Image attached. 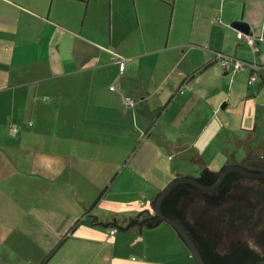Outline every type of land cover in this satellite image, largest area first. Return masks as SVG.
I'll return each mask as SVG.
<instances>
[{
  "label": "crops",
  "instance_id": "obj_1",
  "mask_svg": "<svg viewBox=\"0 0 264 264\" xmlns=\"http://www.w3.org/2000/svg\"><path fill=\"white\" fill-rule=\"evenodd\" d=\"M253 1L0 0V264H175L180 246L161 223L120 227L153 215L180 177L195 109L196 129L205 126L198 105L219 96L229 106L233 90L212 92L220 82L246 97L258 82L254 95L264 90V41L253 48L231 26L243 20L250 37L264 36L251 16L264 15V0ZM219 53L256 63L258 80L249 84L250 67L222 66ZM217 128L207 147L233 154L224 165L255 156L250 130L231 141ZM206 161L199 152L192 163Z\"/></svg>",
  "mask_w": 264,
  "mask_h": 264
},
{
  "label": "rangeland",
  "instance_id": "obj_2",
  "mask_svg": "<svg viewBox=\"0 0 264 264\" xmlns=\"http://www.w3.org/2000/svg\"><path fill=\"white\" fill-rule=\"evenodd\" d=\"M253 5L255 7L263 6V4L259 0H254ZM251 16H253L254 20L259 24V26H263L264 22L261 19L264 18V15L262 12L259 13L258 11H253ZM261 16L263 17L261 18ZM254 38L255 41L257 40L259 43H263L264 41L263 34H261L260 37H258V35H254ZM144 60L151 61V58H145ZM245 61L251 62L249 60H245ZM151 65L149 66L151 67ZM242 70H245V68ZM149 74L150 73L147 71L142 72V82H144L145 84H151V82L148 81ZM153 74L157 75L158 73L154 72ZM261 84H262L261 82H258L253 87H250V89L252 90L250 94L252 95L250 97H246L242 93L241 86H239L238 88V86H233V84L229 83L228 81H225L224 83L220 82L218 88L220 85H222V88L219 89L217 88L216 90L212 91L213 93H216L218 90L221 89L222 91L225 92H227L228 90L229 91L233 90L232 99H229L230 100L229 106L228 107L226 106L224 109H221L222 108L221 106L225 104L227 100L226 98L223 99L222 97L218 96L217 101L215 103H210L209 101L204 102L206 100L204 98L207 95H209L210 92L202 93L200 95L201 98L200 101H202L203 99L204 101L200 106L198 105V108L200 107V109L204 110L205 126L200 133L196 129L198 109H195L186 120L184 126V128L188 130V135L185 138L186 143L184 145L186 149L185 153L187 155V160L185 161L184 166L178 170V174L180 175V177L187 176V177L197 178L198 176H200V172H201L200 166L197 163H196L197 165L192 163L194 156L199 152L200 154L205 153L206 160H209V162L206 161L207 167L209 168V163H210L211 169L214 172H220L225 167L224 164L226 163V161L232 159V155H233L232 153L229 154L222 152L217 153V147L220 145L219 141H214L215 150L209 149V147H207L208 141L210 139L218 135L220 132L222 133V130L220 131L217 128L219 126L224 127L226 130H229L230 132L232 131L230 135L231 141H234L232 139V136L234 138L236 136H238V138H242L243 136H245L246 130H250L249 133L252 136L251 149L253 150V154L255 155L253 158L258 160H264V90L261 91L259 96L254 95L255 90L258 89V85L260 86ZM131 98L135 99L134 97ZM237 150L239 151L237 153V159L242 160L243 157L246 156V152H244V149L240 147H238ZM163 154L165 156V158L163 159V164L171 163V161H168L166 157H171L172 160L173 159L172 153L168 154L165 152ZM248 154H252V153H248ZM211 169L209 170L213 172ZM172 180H170L168 183H170ZM143 196H145V194ZM139 200L143 201L145 205V200H142V197L139 198ZM226 205L227 207H225L224 209L228 212L230 210V206L232 205V199H230ZM148 208H151L150 202H148ZM185 208L188 209V211H190L189 215L187 214V220L192 223H198L202 218V215H207V214L211 215L210 221L207 224V235L211 238L216 239L218 242V240L223 236V229H222L223 227L220 221L216 220L214 217L215 209L208 207L209 212L203 211L199 213L193 211L194 205L191 202H186ZM205 208L207 207L204 206V209ZM139 212H141V209ZM161 229H167L168 231H170L171 234L166 235V238L167 237L172 238L173 236L176 243H178L180 246V248H174L175 264H196L194 259L191 257V254H189L188 248L182 242L175 229L171 225L165 222L161 223ZM158 239L163 240V235L158 237ZM179 249H182V251L178 252ZM158 251L159 250H154V249L151 250L154 260H158V258H160L157 255ZM132 257L135 259L138 258L137 254L132 255L131 258ZM159 263L163 264L161 262V258L159 259Z\"/></svg>",
  "mask_w": 264,
  "mask_h": 264
},
{
  "label": "flooded vegetation",
  "instance_id": "obj_3",
  "mask_svg": "<svg viewBox=\"0 0 264 264\" xmlns=\"http://www.w3.org/2000/svg\"><path fill=\"white\" fill-rule=\"evenodd\" d=\"M229 165H238L254 174L264 172V160L248 158L225 167ZM217 176L197 178L204 184H212ZM230 199L232 205L227 212L224 208ZM186 202L193 203V211L199 213L209 212L208 207L215 209L214 217L222 224L223 236L217 242L207 235L211 215H202L199 224L188 221L207 264H254L257 255L264 259V177H248L232 171L217 189L204 191L193 186L179 190L167 205L173 207ZM184 211L187 217L190 211Z\"/></svg>",
  "mask_w": 264,
  "mask_h": 264
},
{
  "label": "water",
  "instance_id": "obj_4",
  "mask_svg": "<svg viewBox=\"0 0 264 264\" xmlns=\"http://www.w3.org/2000/svg\"><path fill=\"white\" fill-rule=\"evenodd\" d=\"M231 26L234 29H237L238 31L244 33L245 35L250 34V25L243 20L234 21L231 24ZM225 106H226V103L222 106V108L224 109ZM232 171H237V172L241 173L242 175L248 176V177H264V172L254 174V173H251V172L243 169L242 167H240L238 165H229V166L224 167L220 172H218V176H217L216 180L214 181V183H212V184H204L201 181H199L198 178H195V177L184 176V177L176 178V179L172 180L170 183H168V185L165 186L157 194V196L154 200V204L152 206L153 215L161 223L162 222L168 223L169 225H171L175 229V231L178 233L182 242L188 248V250L191 254V257L194 259L196 264H207V262L204 260L202 254L200 252V249L198 248L197 244L194 242V240L192 239V237L190 236V234L186 230V228L180 222H178L176 219L164 214V212L162 211L163 202L166 199V197L173 191V189L175 187L182 185V184H190V185L195 186L198 189L204 190V191H213L219 187V185L224 180L225 176L229 172H232ZM254 264H264V259L258 260Z\"/></svg>",
  "mask_w": 264,
  "mask_h": 264
},
{
  "label": "trees",
  "instance_id": "obj_5",
  "mask_svg": "<svg viewBox=\"0 0 264 264\" xmlns=\"http://www.w3.org/2000/svg\"><path fill=\"white\" fill-rule=\"evenodd\" d=\"M203 163H204V161H203ZM204 165L205 164L201 165V172H200V176H199L200 179L202 177H204V176L205 177H213V176L216 177L217 176L216 173L211 172L209 170V168H207ZM229 175H232V173H230ZM189 187H193V186L190 185V184H182V185H179V186L175 187L173 189V191L164 200L163 205H162V211L164 212V214H166V215L176 219L178 222H180L186 228V230L189 232L190 236L192 237V239L196 243L197 239L193 236L192 232H190L189 223H188V220H186L187 217H186L185 211H184L186 209L185 208L186 207V203H184L182 205H178V206H173V207H170V206L167 205L168 202L171 200V198L174 196V194L176 192H178L179 190H185L186 188H189ZM154 200H153V204H154ZM160 223L161 222L154 215H150V216L140 215L137 218L131 219L124 227H120V228L123 229V230L131 229V228H134V227H139L141 229L142 228L152 229V228H154L155 226H157ZM259 259H262V258H260L257 255L256 260H259Z\"/></svg>",
  "mask_w": 264,
  "mask_h": 264
},
{
  "label": "built area",
  "instance_id": "obj_6",
  "mask_svg": "<svg viewBox=\"0 0 264 264\" xmlns=\"http://www.w3.org/2000/svg\"><path fill=\"white\" fill-rule=\"evenodd\" d=\"M240 36L244 40H246L250 46H252L253 48L255 47L256 41L254 38L250 37L249 35H245L242 32H240ZM217 59L219 60L221 65L224 67L228 65L229 63H231L233 65V69L236 71L242 69L243 67H250L252 69V75L250 77L249 84L255 82L258 79V73H259L260 67L254 62H248V61L237 59V58L227 57L221 53L218 54ZM123 68L124 66L121 67L122 71H123ZM180 92H183V91H180ZM124 101L128 107L135 106V101L132 98H125ZM11 127L13 128V126ZM140 206H144L143 201L140 202ZM117 232H118L117 228H114L111 230V234H115Z\"/></svg>",
  "mask_w": 264,
  "mask_h": 264
},
{
  "label": "clouds",
  "instance_id": "obj_7",
  "mask_svg": "<svg viewBox=\"0 0 264 264\" xmlns=\"http://www.w3.org/2000/svg\"><path fill=\"white\" fill-rule=\"evenodd\" d=\"M244 34V33H243Z\"/></svg>",
  "mask_w": 264,
  "mask_h": 264
}]
</instances>
